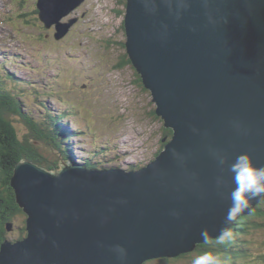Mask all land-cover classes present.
I'll list each match as a JSON object with an SVG mask.
<instances>
[{
  "label": "water",
  "instance_id": "1",
  "mask_svg": "<svg viewBox=\"0 0 264 264\" xmlns=\"http://www.w3.org/2000/svg\"><path fill=\"white\" fill-rule=\"evenodd\" d=\"M83 1H41L61 9L56 20L41 14L47 28L58 23L57 39L73 22L60 19ZM124 28L126 53L172 138L139 170L20 162L11 187L28 237L5 240L0 264L176 259L264 202L225 224L231 164L248 154L264 168V0H127Z\"/></svg>",
  "mask_w": 264,
  "mask_h": 264
},
{
  "label": "rangeland",
  "instance_id": "2",
  "mask_svg": "<svg viewBox=\"0 0 264 264\" xmlns=\"http://www.w3.org/2000/svg\"><path fill=\"white\" fill-rule=\"evenodd\" d=\"M126 9L122 0H85L60 19L66 25L74 21L63 39L56 40L58 23L46 28L35 12V0H0V62L6 63L0 85L17 95L16 91H23L24 101L31 106L28 112L35 108L39 115L38 101L70 111L71 120L84 134L73 139L79 144L76 153L81 156L97 149L108 167L127 170L155 158L166 128L155 113L151 92L137 82L136 70L118 67L127 54L123 46ZM12 52L22 57L17 64L11 61ZM24 64L29 68H22ZM8 75L35 84L17 87L5 78ZM17 126L21 129L22 124ZM14 223L8 239L16 241L22 220ZM250 239L251 252L257 255L264 250V233ZM196 256L194 251L178 260L156 259L148 264H192ZM245 262L261 264L255 257Z\"/></svg>",
  "mask_w": 264,
  "mask_h": 264
},
{
  "label": "trees",
  "instance_id": "3",
  "mask_svg": "<svg viewBox=\"0 0 264 264\" xmlns=\"http://www.w3.org/2000/svg\"><path fill=\"white\" fill-rule=\"evenodd\" d=\"M122 2L127 5V0ZM123 46L126 48L125 43ZM123 65L134 68L127 54L118 67ZM136 73L137 82L144 86L141 76L137 71ZM13 83L17 84V81L13 80ZM40 103L42 109L38 117L34 110L29 112L26 110L28 104L25 105L22 98L13 91L0 92V248L8 238V224L13 223L17 218L22 220L17 239L23 240L28 237L27 216L17 204L15 192L11 187V178L20 162L27 160L53 170L60 167L61 161L78 163L81 159L84 162L99 161L98 164L93 165L95 169L104 167L105 156L100 151L95 149L87 157H79L76 153L79 144L73 143V139L80 134V131L74 130L73 126L66 122L68 113L64 111L65 109H51L50 105ZM16 118L17 122L22 124L21 129L17 126ZM164 132L165 138H172L173 130L165 129ZM163 147L164 144L162 149ZM230 232L231 236L228 238L223 240L218 238L199 245L195 252L198 255L210 252L217 257L219 264H250L245 262V258L249 257H255L259 263H264V250L255 255L251 252L250 242L251 237L254 240L257 234L264 233V202L255 207L252 214L235 222ZM185 256L187 257V254L180 258Z\"/></svg>",
  "mask_w": 264,
  "mask_h": 264
},
{
  "label": "clouds",
  "instance_id": "4",
  "mask_svg": "<svg viewBox=\"0 0 264 264\" xmlns=\"http://www.w3.org/2000/svg\"><path fill=\"white\" fill-rule=\"evenodd\" d=\"M230 171L233 173L235 187L230 193L231 203L225 216L226 225H230L241 213L250 209L252 200L264 198V168L256 167L248 154L236 157ZM219 235L223 240L231 236V232L228 227H224ZM208 236L207 230L201 232L203 240H207ZM192 264H219V260L212 253L205 252L196 256Z\"/></svg>",
  "mask_w": 264,
  "mask_h": 264
},
{
  "label": "bare ground",
  "instance_id": "5",
  "mask_svg": "<svg viewBox=\"0 0 264 264\" xmlns=\"http://www.w3.org/2000/svg\"><path fill=\"white\" fill-rule=\"evenodd\" d=\"M67 10V8H65ZM48 12L50 13V10L48 9ZM25 80V79H24Z\"/></svg>",
  "mask_w": 264,
  "mask_h": 264
}]
</instances>
